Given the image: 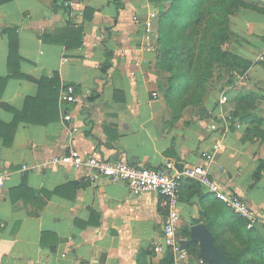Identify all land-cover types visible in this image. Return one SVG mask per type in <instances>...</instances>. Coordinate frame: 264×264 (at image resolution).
Instances as JSON below:
<instances>
[{
	"label": "crops",
	"instance_id": "1",
	"mask_svg": "<svg viewBox=\"0 0 264 264\" xmlns=\"http://www.w3.org/2000/svg\"><path fill=\"white\" fill-rule=\"evenodd\" d=\"M53 1L0 3V264H161L165 209L159 193L133 194L125 182L85 167L43 164L70 149L157 168L168 160L203 163L201 152L219 139L210 173L257 211L255 225L264 234V172L249 185L264 141L239 119L241 125L222 137L210 129L212 120L235 109L231 88L227 100L207 105L212 116L172 119L156 64L158 3L63 0L55 8ZM105 49L112 51L111 65L102 71ZM53 80L56 112L48 87ZM40 85L42 100L13 126ZM70 88L73 102L62 98ZM23 183L28 191L14 194L12 202L10 190ZM187 191L184 186L179 197L180 239L192 218L203 212L205 222V212L216 214L222 206L206 189L202 196ZM199 262L186 248L174 254L173 264Z\"/></svg>",
	"mask_w": 264,
	"mask_h": 264
},
{
	"label": "trees",
	"instance_id": "2",
	"mask_svg": "<svg viewBox=\"0 0 264 264\" xmlns=\"http://www.w3.org/2000/svg\"><path fill=\"white\" fill-rule=\"evenodd\" d=\"M9 0H0V3ZM63 0H54V7L57 8L62 4ZM158 3L168 2V5L160 9L157 21V55L156 64L169 73V82L174 90H183L187 85L198 79V84H202L207 75H210V68L213 63H225L230 67L231 82L234 81V73L236 68L249 60L239 59L236 54L228 52L222 48L229 39L230 15L237 14L242 7H251V5L241 0H150ZM253 6V5H252ZM9 32L12 29L8 30ZM9 54L16 53V47L10 38ZM112 51L105 49V61L101 64V70L107 71L110 67V58ZM194 58V62H193ZM209 58V61L199 65L198 61ZM187 64V67H186ZM193 64V70L189 69V65ZM209 69L204 73V67ZM264 65V59L262 60ZM201 70V71H200ZM205 74H207L205 76ZM57 82L51 81L49 84L50 99L55 104L57 101ZM187 87V86H186ZM45 85H40V90L35 97H27L22 113L17 114L13 123L15 124L23 119L28 107L40 102L44 95ZM256 99L264 100V92L259 95L255 92H248L241 95L237 101L235 109L231 112L234 119L248 123V130H253L261 141H264V129L260 124L263 119L258 117L254 112V104ZM254 123V124H253ZM264 172V157L258 160L257 166L250 176V186L254 185ZM189 189L187 196L197 194L202 196L204 187L190 178H183L179 182V197L183 187ZM28 191L25 183L19 188L10 190V197L14 202V194ZM218 201H220L218 199ZM222 202V201H221ZM218 213V214H217ZM216 214L205 212V223L210 229L214 243L228 257L231 264H264V234L261 232L259 225L253 224L248 226V220L241 214L236 213L226 203L222 202V206ZM203 212L199 217L192 218V224L202 220ZM220 215V221L217 219ZM221 229L218 231L215 224ZM223 231L228 232L230 236H223ZM184 238H189V228L182 231ZM233 239L238 243L233 245ZM187 252L199 256V245L191 242L186 247ZM174 253L171 248H166L165 255L161 264H173Z\"/></svg>",
	"mask_w": 264,
	"mask_h": 264
},
{
	"label": "built area",
	"instance_id": "3",
	"mask_svg": "<svg viewBox=\"0 0 264 264\" xmlns=\"http://www.w3.org/2000/svg\"><path fill=\"white\" fill-rule=\"evenodd\" d=\"M133 19H136V16H133ZM258 58L263 60L264 53L259 54ZM232 86L233 84L227 85L219 97V102L227 100L226 91ZM153 94L155 95L156 93ZM62 98L66 101H75L76 97L73 88L63 93ZM64 118L69 119L70 115H64ZM232 125L239 127L241 124L228 113L221 120H212L209 127L222 137L229 132ZM219 149L220 140L218 139L201 152V156L204 159L203 163L183 165L181 169H178L175 163L169 160L165 161L160 167L153 168L133 165L124 160L104 159L93 154L85 155L77 149H70L66 153L54 155L43 164H66L76 168L85 167L98 176L125 182L133 194L145 191L159 193L161 204L165 209L162 223V243L166 248H171L174 254H178L183 251L179 249L180 237L178 234L181 220L179 182L183 178H190L200 183L204 189L213 193L217 199L226 203L236 213L246 217L249 222L248 226H252L257 220H260L257 211L241 195L211 175L210 166ZM33 167L29 166L28 168ZM4 176L5 174L0 170V185ZM160 248L161 244L154 247L156 251Z\"/></svg>",
	"mask_w": 264,
	"mask_h": 264
},
{
	"label": "rangeland",
	"instance_id": "4",
	"mask_svg": "<svg viewBox=\"0 0 264 264\" xmlns=\"http://www.w3.org/2000/svg\"><path fill=\"white\" fill-rule=\"evenodd\" d=\"M150 1V0H149ZM251 7H242L237 16L230 15L229 24V39L222 44V48L226 49L241 60H249L247 64L242 62L236 68L234 73V82H231L230 67L225 63H213L210 68V75L205 74L204 82L198 84V79H195L190 84H187L183 90H174L169 82V73L164 71L157 64L158 70L164 76L161 84V96L171 109L172 119L180 120L188 117L190 120L195 116H212V110L207 108V105L218 104L220 95L227 85L233 84L231 90H235L234 100H239L241 95L252 92L257 89H264V65L262 60L256 56L264 51V0H241ZM158 3V2H157ZM160 9L165 8L168 3H158ZM253 5V6H252ZM158 37V32L156 30ZM158 51V47H157ZM248 57H251L250 59ZM209 61V58L198 61L199 65ZM194 62V58H193ZM189 69L193 70V64L189 65ZM187 67V64H186ZM204 73L209 69L204 67ZM201 71V70H200ZM194 73V70H193ZM228 90V89H227ZM223 108V111H226ZM254 112L258 117L263 119L260 124L261 129H264V101L255 100ZM212 112V113H211ZM231 115V113H230ZM254 124V123H253ZM252 126V124H251ZM250 126V127H251ZM235 127V126H234ZM230 236L228 232L223 231V236ZM238 244L233 239V245ZM200 260V258H199ZM200 263V262H199ZM256 264V263H253Z\"/></svg>",
	"mask_w": 264,
	"mask_h": 264
},
{
	"label": "water",
	"instance_id": "5",
	"mask_svg": "<svg viewBox=\"0 0 264 264\" xmlns=\"http://www.w3.org/2000/svg\"><path fill=\"white\" fill-rule=\"evenodd\" d=\"M175 166L178 169L182 167L179 163H176ZM189 232V238L179 239V249L185 250L191 242L198 243L200 256V263L198 264H231L228 257L214 243L212 233L205 222L192 224Z\"/></svg>",
	"mask_w": 264,
	"mask_h": 264
}]
</instances>
